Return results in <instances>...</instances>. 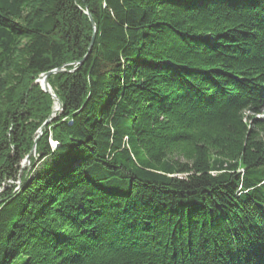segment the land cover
I'll return each mask as SVG.
<instances>
[{
  "label": "trees",
  "instance_id": "trees-1",
  "mask_svg": "<svg viewBox=\"0 0 264 264\" xmlns=\"http://www.w3.org/2000/svg\"><path fill=\"white\" fill-rule=\"evenodd\" d=\"M263 112L264 0H0V264H264Z\"/></svg>",
  "mask_w": 264,
  "mask_h": 264
},
{
  "label": "water",
  "instance_id": "water-1",
  "mask_svg": "<svg viewBox=\"0 0 264 264\" xmlns=\"http://www.w3.org/2000/svg\"><path fill=\"white\" fill-rule=\"evenodd\" d=\"M89 17H90V20H91V22H92L93 27L96 29V24H95L94 20L92 19V17H91L90 15H89ZM94 39H95V34H94L93 39H92V43H91V46H90V50H91V47H92V45H93V43H94ZM65 71H67V70H65L64 68H59V69H56V70H53V71H50V72H47V73L43 74V75L40 77V79L38 80V82L41 84L43 90H44L45 92L50 93V94L53 96V98L55 99V104L57 105V106L54 108V110H53V114H52V115L49 117V119L44 123V125L39 129V131H38L39 136H38V137H40V136L42 135V130H43L44 126H45L48 122L51 121L53 115H54L57 111L62 110V108H63L62 102H61V100H60V99L54 94V92H53V90H52V87L50 86V84H49V82H48V78H49V76H51L52 74H56V73H59V72H65ZM54 145H56V144L54 143ZM34 149H35V146H34ZM29 159H30V156L27 157L26 161L29 162Z\"/></svg>",
  "mask_w": 264,
  "mask_h": 264
},
{
  "label": "rangeland",
  "instance_id": "rangeland-1",
  "mask_svg": "<svg viewBox=\"0 0 264 264\" xmlns=\"http://www.w3.org/2000/svg\"><path fill=\"white\" fill-rule=\"evenodd\" d=\"M256 117L259 118V119H264V112H263V113H260V114L257 115ZM53 144H54V142H52V145H53ZM54 146H55V145H54ZM31 165H32V164H31L30 159H29V162L25 160V161L23 162V165H22V169H23V171L27 170ZM15 184H16L17 186H19V184H20V179L17 180V181H15ZM5 185L8 186V185H10V183H9V182H7V183L5 182ZM0 191H2V190H0Z\"/></svg>",
  "mask_w": 264,
  "mask_h": 264
},
{
  "label": "bare ground",
  "instance_id": "bare-ground-1",
  "mask_svg": "<svg viewBox=\"0 0 264 264\" xmlns=\"http://www.w3.org/2000/svg\"><path fill=\"white\" fill-rule=\"evenodd\" d=\"M57 106V105H56Z\"/></svg>",
  "mask_w": 264,
  "mask_h": 264
}]
</instances>
